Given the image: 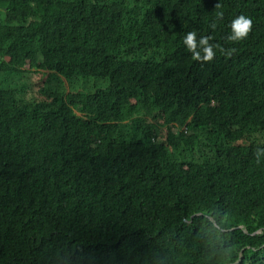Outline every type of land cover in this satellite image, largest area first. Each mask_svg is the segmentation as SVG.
<instances>
[{
	"label": "trees",
	"instance_id": "trees-1",
	"mask_svg": "<svg viewBox=\"0 0 264 264\" xmlns=\"http://www.w3.org/2000/svg\"><path fill=\"white\" fill-rule=\"evenodd\" d=\"M0 264H264V0H0Z\"/></svg>",
	"mask_w": 264,
	"mask_h": 264
},
{
	"label": "clouds",
	"instance_id": "clouds-1",
	"mask_svg": "<svg viewBox=\"0 0 264 264\" xmlns=\"http://www.w3.org/2000/svg\"><path fill=\"white\" fill-rule=\"evenodd\" d=\"M216 7H219L217 4ZM223 16L221 11L216 12V18L219 19ZM252 21L249 17L243 14L237 15L231 19L228 23V33L226 39L233 42H239L245 39L251 28ZM215 22L210 25L211 28H215ZM183 44L186 46L193 59L196 60H211L217 53V51L223 53L225 56L232 54L234 49H225L219 44L210 43L209 36H197L196 32L189 31L182 38ZM260 153H257V159H259Z\"/></svg>",
	"mask_w": 264,
	"mask_h": 264
},
{
	"label": "rangeland",
	"instance_id": "rangeland-1",
	"mask_svg": "<svg viewBox=\"0 0 264 264\" xmlns=\"http://www.w3.org/2000/svg\"><path fill=\"white\" fill-rule=\"evenodd\" d=\"M42 80H44V78L42 76L36 75L35 73H33L32 75H27L26 77H24L22 82H21V87L23 89V93L21 96H19V99L22 102L30 103L33 95L37 91V88L40 87ZM77 116L80 117L79 114H77Z\"/></svg>",
	"mask_w": 264,
	"mask_h": 264
}]
</instances>
